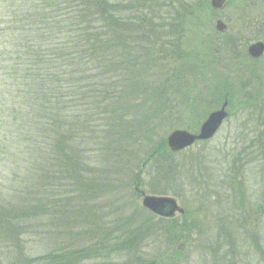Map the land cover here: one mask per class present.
<instances>
[{"label": "rangeland", "instance_id": "rangeland-1", "mask_svg": "<svg viewBox=\"0 0 264 264\" xmlns=\"http://www.w3.org/2000/svg\"><path fill=\"white\" fill-rule=\"evenodd\" d=\"M109 1L126 4L135 0ZM151 1L149 7L160 0ZM210 1L183 0L164 8V18L157 22L150 20L151 27L164 37L162 43L157 42L162 48L154 47L157 56L153 58L159 63L149 84L153 89L159 88L160 98L148 101L143 109L141 126L145 125L146 130L132 137H125L122 132L117 148L123 156L110 161L108 155L115 147L92 144L91 137L75 145L78 147L75 149L85 153L83 164L90 169L89 178H96L101 172L107 176L115 170L126 173L114 192L106 190L102 194L92 187L85 191L84 195L88 193L89 198L83 199V206L95 217L97 225L83 224L80 219L78 224L59 226L57 210L47 206L40 210L41 215L30 219L25 226L28 234L21 237L23 199L30 200L24 202L25 207L36 198L45 203L51 199L42 197L41 192L51 186L44 188V180L37 179L36 171L43 167L41 162L21 164V159H16L13 165L5 166L0 161V213L4 221V229L0 228V264H57L52 258L67 252L76 254V264H264L260 260H264V56L257 63L239 66V71H226L224 66L219 67L208 58L209 67H203L202 55L208 51L203 44L206 36L211 41L218 33L215 21L204 17ZM237 1L248 5L260 0H228L231 7ZM5 2L4 6L10 3ZM137 4L143 9L147 2L138 0ZM185 8L191 9L183 13ZM241 13L240 10L231 23V34L237 38L242 33V23L237 20ZM138 14L142 18L148 15L147 12ZM179 15L184 17L181 21L172 20ZM183 23L187 24L185 32ZM200 24L204 31L197 30ZM130 32L132 45L137 40L136 31ZM254 41L249 40L244 47ZM208 45L210 55L217 60L220 54L215 52L214 42ZM167 56H172L171 62H167ZM177 58H181L178 67ZM225 100L229 103V118L211 141L181 153L170 152L167 138L171 133H199L206 118L217 107L220 109ZM139 103L134 100L129 107L130 102H126L128 107L123 116L135 115L141 106ZM152 119L155 121L150 124ZM109 140L107 137L105 143ZM35 184H38L39 196L28 194ZM144 196L173 198L185 214L177 213L172 220L158 217L153 220L142 207ZM122 199L124 202L118 203ZM125 202L129 204L127 214L137 212L135 225L145 218L150 221L143 225L149 235L131 249L106 252L103 260L78 255L80 251H90L108 227L114 229L115 221H122V212L114 213ZM83 206L77 205L71 210L83 209ZM105 222L112 227H107ZM9 228H14L13 233L7 231ZM91 231L97 236L90 235ZM72 262L71 257L60 260L61 264Z\"/></svg>", "mask_w": 264, "mask_h": 264}, {"label": "trees", "instance_id": "trees-1", "mask_svg": "<svg viewBox=\"0 0 264 264\" xmlns=\"http://www.w3.org/2000/svg\"><path fill=\"white\" fill-rule=\"evenodd\" d=\"M8 1L4 6V0H0V161L5 166L13 165L16 159H21V164L41 162L43 167L36 171L37 179L44 180V188L51 186L41 192L42 197L51 199L45 203L36 198L25 207L24 202L30 200L23 199L21 237L28 234L25 226L30 219L41 215L44 207L57 210L59 226L69 227L80 219L83 224L97 225L95 217L83 206V199L89 198L85 191L92 187L102 194L106 190L114 192L126 173L115 170L107 176L101 172L96 178H89L90 169L83 164L85 153L75 149L78 148L75 145L91 137L92 144L115 147L108 155L114 161L123 156L117 148L122 132L125 137H132L147 129L141 126L145 105L160 98L159 88L149 87L152 72L159 63L153 58L157 56L154 47L162 48L157 42L164 40L151 27L150 20L157 22L164 18V8L183 0H160L151 7L152 1L146 0L143 9L138 0L126 4L109 0ZM138 12L148 15L142 18ZM182 19L179 15L172 20ZM177 27L180 29V25ZM130 31H136L137 38L132 45ZM154 36L157 40L152 41ZM180 60L177 58L176 67ZM134 100L141 106L135 115L127 113L124 117L126 102H130V107ZM107 137L111 140L105 143ZM37 188L38 184L32 185L28 194L39 196ZM77 205L84 208L71 210ZM128 206L125 202L114 213L121 211L124 216L122 221L113 223L115 230L109 229L111 225L105 222L108 229L96 245L77 254L84 259L87 254L100 260L108 251L131 249L142 242L149 235L143 225L150 221L145 218L135 225L137 212L127 214ZM149 216L156 220L152 214ZM0 217V228L4 229L1 213ZM93 233L97 236L95 231L90 235ZM75 256L67 252L52 260L61 264L60 260L71 257L72 264H76Z\"/></svg>", "mask_w": 264, "mask_h": 264}, {"label": "flooded vegetation", "instance_id": "flooded-vegetation-1", "mask_svg": "<svg viewBox=\"0 0 264 264\" xmlns=\"http://www.w3.org/2000/svg\"><path fill=\"white\" fill-rule=\"evenodd\" d=\"M228 4H229L228 0H224L220 8H214L211 0L209 2L210 9L204 12L205 18L210 17L216 23V30L218 32L216 34L217 37L214 35L215 37L213 38L215 39L211 38V41H213L216 46L215 52L217 54H220L217 60L215 59V57L213 59V57L210 55L211 51L208 47L209 46L208 44L211 41L206 36L207 41L203 44H206V50L208 49V51H204L202 55L204 68L209 67L208 59L214 60L219 67L224 66L226 71H231V70H237L239 69V66L243 67V65L249 62L257 63V61H259V59L263 57L262 56L261 58L258 59L252 58L249 55V48L250 46L257 43L264 44V0L262 1L260 0L259 2H250L248 5L237 1V3L235 2L234 6L232 7H231V3L227 7ZM240 10L242 13L237 20L242 23L241 26L242 33L238 35L239 37L237 38L236 35L231 34L233 32V27L231 23L233 19H236L234 18V16H237ZM181 26H183L182 30H184L185 32L187 24L183 23ZM243 27L245 29V33L243 32ZM204 29L205 28H202V24H200L197 27V30L204 31ZM226 31L229 32L227 35H226ZM220 35L221 37H219ZM249 40H255V41L254 43L250 44L248 47H244L246 42H248ZM171 60H172V56L171 59L168 60V62L169 61L171 62ZM195 68H198L197 65H195ZM218 109L219 108L217 107L216 110Z\"/></svg>", "mask_w": 264, "mask_h": 264}, {"label": "water", "instance_id": "water-1", "mask_svg": "<svg viewBox=\"0 0 264 264\" xmlns=\"http://www.w3.org/2000/svg\"><path fill=\"white\" fill-rule=\"evenodd\" d=\"M224 0H213L214 8H220ZM220 25V24H219ZM264 53V44L259 43L250 48V55L253 58H259ZM227 103L220 111L212 113L202 125L198 135L191 134L187 131H175L167 138V145L171 152L178 153L183 151L196 142L208 141L212 139L220 129L223 122L227 119L228 114L225 111ZM142 206L156 216L171 218L176 212L183 213L178 207L176 200L169 197L145 196Z\"/></svg>", "mask_w": 264, "mask_h": 264}]
</instances>
